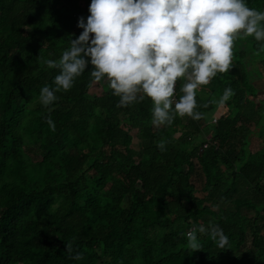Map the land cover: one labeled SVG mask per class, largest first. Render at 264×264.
Wrapping results in <instances>:
<instances>
[{
	"label": "trees",
	"instance_id": "16d2710c",
	"mask_svg": "<svg viewBox=\"0 0 264 264\" xmlns=\"http://www.w3.org/2000/svg\"><path fill=\"white\" fill-rule=\"evenodd\" d=\"M90 3L0 0V264H264V42L237 36L232 68L197 89L199 121L153 125L151 98L121 106L91 64L45 107L59 72L46 60L83 31ZM201 224H219L225 248L200 233L193 251L186 233Z\"/></svg>",
	"mask_w": 264,
	"mask_h": 264
},
{
	"label": "clouds",
	"instance_id": "9594fccd",
	"mask_svg": "<svg viewBox=\"0 0 264 264\" xmlns=\"http://www.w3.org/2000/svg\"><path fill=\"white\" fill-rule=\"evenodd\" d=\"M89 12L86 21L79 18L83 31L59 60H46L59 72L54 87L41 88L45 107L57 101L61 89L70 90L91 64V77L106 79L121 106L151 98L153 125H170L185 115L199 121L205 113L198 110L197 89L232 68L237 36L264 41V11L248 0H91ZM179 78L185 82L177 98ZM233 95L227 87L217 103L224 105ZM46 119L54 129L51 115ZM158 147L166 151V141ZM200 233L210 234L220 248L229 242L219 224H201L187 232L193 251L202 248Z\"/></svg>",
	"mask_w": 264,
	"mask_h": 264
},
{
	"label": "rangeland",
	"instance_id": "374dc122",
	"mask_svg": "<svg viewBox=\"0 0 264 264\" xmlns=\"http://www.w3.org/2000/svg\"><path fill=\"white\" fill-rule=\"evenodd\" d=\"M252 40L254 42H256V43L264 42V41H257L255 39V37ZM233 60L234 61L237 60L235 55H233ZM259 70H260V72L262 74V78L256 81V85L258 87V92H257V96L255 97V100L258 101V102L261 101V100L263 101V99H264V68L263 67H259ZM89 92L92 93V94H100L101 93V87L98 85V83H94L93 87L90 88ZM219 108H221V112L220 111H215V113L212 114L211 118L219 117V115L223 114L226 111V108L224 107V109H223L222 105ZM261 123L264 124V121L261 120ZM263 129H264V126H263ZM133 146H134V148L138 149V141L137 140H134ZM253 148H256V144H254ZM258 148H264V143H262L261 145H260V143H258ZM138 261H140V258L137 259V262Z\"/></svg>",
	"mask_w": 264,
	"mask_h": 264
},
{
	"label": "built area",
	"instance_id": "2783aa9c",
	"mask_svg": "<svg viewBox=\"0 0 264 264\" xmlns=\"http://www.w3.org/2000/svg\"><path fill=\"white\" fill-rule=\"evenodd\" d=\"M216 119H217V117H213V118H211V122H215V121H216ZM203 147H204V148H206V147H207V145H204ZM190 230H192V228H191V229H189L188 231H190ZM186 235H187V233H186Z\"/></svg>",
	"mask_w": 264,
	"mask_h": 264
},
{
	"label": "crops",
	"instance_id": "0c3cea01",
	"mask_svg": "<svg viewBox=\"0 0 264 264\" xmlns=\"http://www.w3.org/2000/svg\"><path fill=\"white\" fill-rule=\"evenodd\" d=\"M259 94V93H258ZM264 100V99H263ZM221 105H218L216 108V111H220L221 112V108H219ZM222 108L224 109V106L222 105ZM223 111V110H222ZM220 116V115H219Z\"/></svg>",
	"mask_w": 264,
	"mask_h": 264
}]
</instances>
